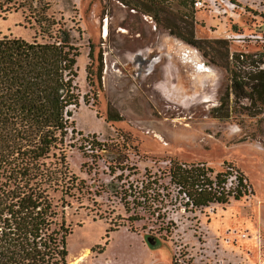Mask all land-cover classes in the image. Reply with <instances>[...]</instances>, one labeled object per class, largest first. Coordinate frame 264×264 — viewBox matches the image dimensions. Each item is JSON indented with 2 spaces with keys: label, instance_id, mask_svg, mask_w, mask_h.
Listing matches in <instances>:
<instances>
[{
  "label": "rangeland",
  "instance_id": "374dc122",
  "mask_svg": "<svg viewBox=\"0 0 264 264\" xmlns=\"http://www.w3.org/2000/svg\"><path fill=\"white\" fill-rule=\"evenodd\" d=\"M29 1L47 4L45 13L69 28L78 51L73 130L69 124L62 151L54 152L82 181L71 193L47 189L54 226L65 232L66 263L264 264V105L245 110L227 70L240 66L234 53L264 52V42L232 35L264 30L261 4ZM9 4L0 11V36L40 39L27 9ZM177 165L209 175L231 166L252 194L186 203L170 179ZM8 166L0 163V189L14 186L5 179Z\"/></svg>",
  "mask_w": 264,
  "mask_h": 264
},
{
  "label": "trees",
  "instance_id": "16d2710c",
  "mask_svg": "<svg viewBox=\"0 0 264 264\" xmlns=\"http://www.w3.org/2000/svg\"><path fill=\"white\" fill-rule=\"evenodd\" d=\"M180 1L191 4L192 0ZM4 3L14 9L23 7L22 11L25 7L24 17L37 25L40 39L36 35L31 39L0 36V163L9 165L5 179L14 183L0 189V264H67L65 232L54 226L56 210L47 189L59 187L63 194L71 193L76 179L82 181L69 172L62 155L55 156L54 152L62 151L69 124L73 130L68 116L69 107L78 106L80 98L74 82L78 51L69 28L45 13L46 3L0 0L1 12L6 10ZM182 38L198 46L195 39ZM231 58L240 66L227 68L230 91L235 99L248 101L244 106L248 112L260 110L264 105V66L257 62L264 63V52L234 53ZM85 70L90 81L87 64ZM93 143L105 148L98 141ZM50 154L55 156L52 162L46 160ZM202 172V167L177 165L170 171V179L179 186L186 203L197 206L224 201L225 196L193 188ZM3 212L6 214L1 216ZM111 229L108 226L106 233Z\"/></svg>",
  "mask_w": 264,
  "mask_h": 264
},
{
  "label": "built area",
  "instance_id": "2783aa9c",
  "mask_svg": "<svg viewBox=\"0 0 264 264\" xmlns=\"http://www.w3.org/2000/svg\"><path fill=\"white\" fill-rule=\"evenodd\" d=\"M206 0H192L191 6L193 8H201L204 6ZM227 2L241 4L245 3H256L261 4V9L264 11V0H224ZM234 37L244 39H253L260 42H264V30H256L248 33H239L236 32L232 34ZM87 150L91 148V142L85 141L84 144ZM178 186V185H177ZM179 188V186L177 187ZM193 188L198 191L208 190L213 193V196H236V195H245L248 196L251 194V188L247 179L234 170L231 166H227L222 172L219 173V176H216V172L213 175H209L207 172H202L198 174V177L195 179ZM186 198V197H185ZM210 202V201H209ZM205 205V204H202ZM241 236H245L244 233ZM259 248L260 256L264 259V239L259 238Z\"/></svg>",
  "mask_w": 264,
  "mask_h": 264
},
{
  "label": "bare ground",
  "instance_id": "6f19581e",
  "mask_svg": "<svg viewBox=\"0 0 264 264\" xmlns=\"http://www.w3.org/2000/svg\"><path fill=\"white\" fill-rule=\"evenodd\" d=\"M87 256V254L85 255ZM83 257L78 258L77 260H74L71 262V264H77ZM80 263V262H79Z\"/></svg>",
  "mask_w": 264,
  "mask_h": 264
},
{
  "label": "water",
  "instance_id": "95a60500",
  "mask_svg": "<svg viewBox=\"0 0 264 264\" xmlns=\"http://www.w3.org/2000/svg\"><path fill=\"white\" fill-rule=\"evenodd\" d=\"M146 239H147V241H148L150 244L153 242V240H152L151 238H149V237H147Z\"/></svg>",
  "mask_w": 264,
  "mask_h": 264
},
{
  "label": "flooded vegetation",
  "instance_id": "af4514ba",
  "mask_svg": "<svg viewBox=\"0 0 264 264\" xmlns=\"http://www.w3.org/2000/svg\"><path fill=\"white\" fill-rule=\"evenodd\" d=\"M251 194H252V192H251Z\"/></svg>",
  "mask_w": 264,
  "mask_h": 264
}]
</instances>
